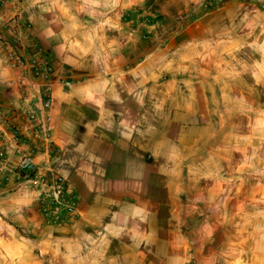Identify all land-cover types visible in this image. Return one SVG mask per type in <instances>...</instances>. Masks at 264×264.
I'll return each instance as SVG.
<instances>
[{"label":"crops","instance_id":"obj_1","mask_svg":"<svg viewBox=\"0 0 264 264\" xmlns=\"http://www.w3.org/2000/svg\"><path fill=\"white\" fill-rule=\"evenodd\" d=\"M224 1L0 0V264H264V199L262 216H239L240 187H219V139H205L220 107L242 99L256 113L264 99V0ZM33 45L54 68L53 155L30 144L26 117L45 114L31 96ZM199 147L207 155L183 173ZM29 148L38 174L66 179L72 222L47 223L45 191L13 173ZM183 210L204 215L200 232ZM224 224L263 228L219 239Z\"/></svg>","mask_w":264,"mask_h":264},{"label":"rangeland","instance_id":"obj_2","mask_svg":"<svg viewBox=\"0 0 264 264\" xmlns=\"http://www.w3.org/2000/svg\"><path fill=\"white\" fill-rule=\"evenodd\" d=\"M221 100L220 98V103ZM263 101V98L256 99V113H248L246 107L243 106L242 99L240 107L233 112H226L229 109L227 106L220 107L219 126L215 122V116L212 115L207 130L208 135L205 138L208 141L219 139V187L224 190L225 187H240L239 216L241 218L249 217L253 213H257V216L263 214L264 105H261ZM259 110L263 112H258ZM206 155L199 147L191 155L187 154L181 158L180 169L185 173L187 166H190L192 170L199 168L200 157L204 158ZM197 173L194 175L197 176ZM255 190L257 194H254ZM187 196L190 200L196 198L192 191ZM228 197L229 195H225V198ZM185 214V217L192 218V222L189 223L192 231L200 232L199 222L204 215L200 216L198 210H192L190 214L183 210L182 215ZM223 216L229 219L226 221H232L229 215L224 214ZM220 220L223 221L221 218ZM259 228L263 227L224 224L219 226V239L223 237L231 239L232 235L239 236L241 239L247 238L248 235L255 234L254 231ZM217 229L216 227H203L201 231L210 234L217 232ZM0 245L2 246L1 243ZM228 247L230 248L229 245Z\"/></svg>","mask_w":264,"mask_h":264},{"label":"built area","instance_id":"obj_3","mask_svg":"<svg viewBox=\"0 0 264 264\" xmlns=\"http://www.w3.org/2000/svg\"><path fill=\"white\" fill-rule=\"evenodd\" d=\"M224 0H205V5L207 7H217L224 4ZM193 16L190 13H185L181 15L178 20L180 22L192 19ZM9 29L16 31L20 28L21 23L18 16L12 17L6 24ZM8 43L3 44V48L8 52L9 63L17 68L22 60L17 57V53L12 51ZM33 54L31 57L38 56V60L29 61V67L31 72V88L38 87L37 92H32L31 96L33 99L39 100L40 111L45 114L38 120V116L33 113L26 117V120L30 125H32V140L38 141L42 145L43 151L48 155H53L55 153L54 141L52 138V129L50 126V116L47 114L52 105L50 78L54 73V68L51 62L43 60V51L37 46H32ZM66 88L71 86V81L65 80L60 81ZM19 88H23L24 85L21 82H16ZM10 82L9 85H12ZM42 121V122H41ZM12 141L15 146H19L22 143L21 135L18 130L14 129L12 131ZM5 152H0V165L3 164ZM34 152L32 150L26 151L21 154L19 162L13 168V173L25 179L31 181L34 188L45 191L44 205L41 207L43 215L47 223L49 224H59L62 221L72 222L77 217V207L73 194L69 191L66 179L54 172L48 174H38L35 164L33 162Z\"/></svg>","mask_w":264,"mask_h":264}]
</instances>
